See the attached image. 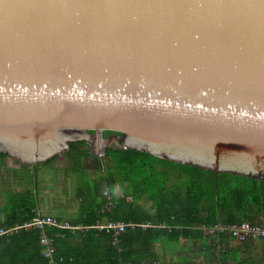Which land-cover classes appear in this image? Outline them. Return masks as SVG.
I'll list each match as a JSON object with an SVG mask.
<instances>
[{
    "label": "water",
    "instance_id": "95a60500",
    "mask_svg": "<svg viewBox=\"0 0 264 264\" xmlns=\"http://www.w3.org/2000/svg\"><path fill=\"white\" fill-rule=\"evenodd\" d=\"M80 141L264 181V0H0V151Z\"/></svg>",
    "mask_w": 264,
    "mask_h": 264
},
{
    "label": "trees",
    "instance_id": "16d2710c",
    "mask_svg": "<svg viewBox=\"0 0 264 264\" xmlns=\"http://www.w3.org/2000/svg\"><path fill=\"white\" fill-rule=\"evenodd\" d=\"M112 134L118 135L108 131L103 133L104 137ZM65 155L77 171L83 168L84 158L93 156L90 146L83 141L71 143ZM104 155L107 169L99 185L92 188L85 182V186L78 190V195L84 197L82 205H85L81 208L86 210L79 220L72 222L75 226L91 228L103 221L125 224L151 222L153 225H169L172 228L169 235L172 236L181 232L174 231L175 226L186 228L220 223L239 224L244 221L258 223L260 217H264V181L237 173H218L131 148L115 149L109 145ZM9 157L8 153L0 151V161ZM58 157L54 156L38 166L22 164V170L25 174L29 167L38 171ZM126 184L127 189L132 187L131 191L115 197L112 189L117 187L123 191ZM103 188L110 189L109 194L115 202L110 212L103 211ZM144 196L153 204L155 213L137 205ZM4 205L0 206V230H9L32 221L40 208L31 190L8 194ZM129 231L121 237V253H117L110 244L109 234L94 229L78 232L77 238H82V241L76 246L70 245L75 237L68 231L48 229L46 233L56 236V257H63L59 264H144L151 258L147 250L151 242L146 243L141 250H133V247L127 246L129 240L139 237L146 239L152 237V233L157 236L168 230L138 227ZM41 236L42 232L37 230H21L1 236L0 264H49L43 254ZM69 245L71 249L74 247L72 251L65 250Z\"/></svg>",
    "mask_w": 264,
    "mask_h": 264
},
{
    "label": "crops",
    "instance_id": "0c3cea01",
    "mask_svg": "<svg viewBox=\"0 0 264 264\" xmlns=\"http://www.w3.org/2000/svg\"><path fill=\"white\" fill-rule=\"evenodd\" d=\"M105 149L106 148L102 149L100 147V149L96 151L97 154H94L90 149V153L93 156L86 157L83 159L82 161L83 168L80 169L79 171L74 170L72 168V165L68 161V158L65 154L56 158L55 161H53V163L48 165V168H46L47 166H45L39 169L38 171H36V169L33 167H29V168L31 169V171H35V173L38 174L41 171L42 173H46L48 171L47 173L49 174H54V173L61 174L63 178L62 183L73 185L72 187L73 191L76 190L78 191L81 187L85 186L86 184L85 182H87L92 188H95L96 185H99L102 179L101 176H99L100 179L97 178L92 181L88 180V178L89 176H91V178H96V176L99 175L101 168H103L102 170L104 171V175H105L106 173L105 169H107V159L104 155ZM99 154H102L101 158L99 157ZM64 157L67 159L65 165L63 164ZM94 160H96L95 163H93ZM88 162L91 163L90 164L91 167L90 165H88ZM100 162H101V167L99 166ZM94 165L95 167L93 168ZM75 182H77L76 187H75ZM30 190L33 193H35L37 201L39 202L40 208L37 214L42 211V214L46 216H51L59 219V221L69 222L72 224V222L79 220L83 212L86 210L84 208H81V206H84L85 204L83 205L81 204V206H79L77 210L74 211L72 210L71 212L62 208V207H66L65 202H67V200H70L71 196L67 193H65L64 195L63 194L53 195L51 194L52 191L45 190L44 191L45 193L43 195V192L41 194L37 192L36 187H33ZM76 198L77 197H75V199ZM90 198H88L87 200H90ZM145 200L148 201L147 198L144 196L141 199V201H139L141 202L140 204L142 205V208L145 211L150 210L152 211V213H155L153 209V204L148 201V204H151V206L149 207V205L148 206L145 205ZM81 202H83V200ZM57 204H60L61 207H59V205ZM145 207L147 208L145 209ZM48 210L50 211L51 214L48 213ZM197 226L186 227V228L183 226H175L174 231H177V233L179 231L181 232L170 236L169 231L172 228L169 225H150V227L146 229H154L155 231H162V230H168V231H166L165 234L161 233L160 235L157 236L153 235L152 233L150 235L152 237L146 239L144 238L141 239L142 237H139L131 241L129 240L127 246L133 247V250H141V248L145 247L144 245H147L146 243L151 242V245L147 249L151 258L147 262L153 260H159L163 264H263V259H264L263 241L239 242L229 237V235H223V234L216 236L214 238H210L202 234L200 231L196 230ZM78 227H83V226L78 225ZM53 230L60 231L56 229ZM60 232H66V231H60ZM78 234H79L78 232L76 234H72L75 238L72 239L70 244L71 246H76V244L81 243L82 238H77L79 236ZM54 237L56 239V236ZM151 238L153 239L151 240ZM70 245L68 249H65L66 251H72L74 247L71 249ZM67 246L68 245H65V247Z\"/></svg>",
    "mask_w": 264,
    "mask_h": 264
},
{
    "label": "built area",
    "instance_id": "2783aa9c",
    "mask_svg": "<svg viewBox=\"0 0 264 264\" xmlns=\"http://www.w3.org/2000/svg\"><path fill=\"white\" fill-rule=\"evenodd\" d=\"M102 157V154L99 155ZM104 198V210L110 212L114 209L115 202L109 191L105 189L102 194ZM153 225L150 222H145L142 224L137 223H120V222H111L103 221L96 224L94 227H78L73 226L69 222H62L59 219L46 216L42 214V211L37 214L32 221L22 225L16 226L9 230H0V237L3 235H12L21 230L30 231L37 230L42 232L41 243L43 245V254L47 258L49 264H59L63 261V257H56V243L55 237L50 236L46 233L48 229H56L60 231H70L72 234L77 232L88 231L89 229H94L98 232H104L109 234L111 237L110 244L116 249L117 253L123 252V247H121V236L128 232L129 230H134L138 227L146 229ZM196 230L200 231L207 237L214 238L219 235H229L232 239H235L239 242L247 241H263L264 242V217H260L258 223H251L249 221H244L239 224H216V225H199L196 227ZM144 264H163L159 260H153L150 262H145ZM264 264V259H263Z\"/></svg>",
    "mask_w": 264,
    "mask_h": 264
},
{
    "label": "rangeland",
    "instance_id": "374dc122",
    "mask_svg": "<svg viewBox=\"0 0 264 264\" xmlns=\"http://www.w3.org/2000/svg\"><path fill=\"white\" fill-rule=\"evenodd\" d=\"M116 149V148H115ZM64 155V154H63ZM65 162H67V159L64 157V165ZM96 160L93 161V163H95ZM91 163L88 162V165H90ZM63 166V165H62ZM91 167V165H90ZM95 167V165L93 166V168ZM48 168V166L46 167ZM41 169V168H40ZM89 169V168H86ZM103 168H101L100 173L98 176H96V178H91V176H89L88 180L92 181L94 179L99 178V176H104V171L102 170ZM30 168H28V173L26 171L22 170V165L21 162L19 160H17L16 158H7L4 160L0 161V206L5 207V203H6V199H7V195L10 193H21V192H25L30 190L33 187H36L37 192H39L40 194L43 192L44 195V191L45 190H50L52 191L51 194L53 195H60V194H69L70 200H67V202H65V206L66 207H62L65 210L71 212L72 210H77L79 208V206H81L82 204V200L84 199V197H81V195H78V191H73L72 187L73 185H68L66 183H62L63 182V178L62 175L59 173H54V174H49V173H42V171L38 174L35 173V171H31ZM35 173V174H33ZM61 173V172H60ZM65 179V178H64ZM100 179V178H99ZM135 182L137 181V179L135 178L134 180ZM102 184V182H101ZM77 186V182H75V187ZM104 186V184H103ZM125 190L121 191L120 189H118L117 187H115L114 189H112V193L115 197H121V194L126 193V192H130L132 187L128 188V184L125 185ZM71 188V189H70ZM78 189V188H76ZM105 191V188H103V192ZM110 191V189L108 190ZM75 197H77L75 199ZM112 197V196H111ZM128 202H130V204L134 205L132 200H128ZM137 203V202H136ZM141 202H138L137 205L139 204V206L142 208V205L140 204ZM60 206V204H57ZM145 205H149V207L151 206V204H148V201L145 200ZM147 207H145L146 209ZM48 213H50V211L48 210ZM51 214V213H50ZM49 214V215H50ZM70 232V231H69Z\"/></svg>",
    "mask_w": 264,
    "mask_h": 264
},
{
    "label": "flooded vegetation",
    "instance_id": "af4514ba",
    "mask_svg": "<svg viewBox=\"0 0 264 264\" xmlns=\"http://www.w3.org/2000/svg\"><path fill=\"white\" fill-rule=\"evenodd\" d=\"M112 146V145H111Z\"/></svg>",
    "mask_w": 264,
    "mask_h": 264
}]
</instances>
